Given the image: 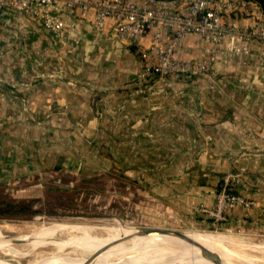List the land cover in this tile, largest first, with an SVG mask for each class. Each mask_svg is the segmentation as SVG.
Masks as SVG:
<instances>
[{
	"label": "crops",
	"instance_id": "obj_1",
	"mask_svg": "<svg viewBox=\"0 0 264 264\" xmlns=\"http://www.w3.org/2000/svg\"><path fill=\"white\" fill-rule=\"evenodd\" d=\"M59 11L76 24L63 38L29 14L0 13V187L47 171H113L161 222L264 238V44L239 54L223 41L208 72L146 77L113 20L100 31L92 12ZM207 49L190 34L176 57L206 58ZM240 169L236 190L253 207L220 223L198 213Z\"/></svg>",
	"mask_w": 264,
	"mask_h": 264
},
{
	"label": "rangeland",
	"instance_id": "obj_2",
	"mask_svg": "<svg viewBox=\"0 0 264 264\" xmlns=\"http://www.w3.org/2000/svg\"><path fill=\"white\" fill-rule=\"evenodd\" d=\"M78 177L65 170L47 171L32 179L9 185L12 190L5 191V186L0 187V209L8 210L0 214V231L4 236L39 237L57 225L66 227L56 234L53 243L42 245L41 242L40 247L29 253L6 255L0 249V259L11 264H73L76 259L89 262L88 258L96 255L90 264H125L128 260H132L131 264H192L181 261L187 251L180 249V245L155 242L152 238H142L138 234L131 237L126 235L128 238L125 237L114 246L94 244L87 247L81 241V237L87 233L94 237L89 240L112 243L116 237L106 241L100 238L111 236L120 229L122 235L124 228L127 234L132 227L149 226L212 234L223 240L225 246L235 253L233 263L264 264V238L252 240L239 230H198L166 223L164 219L161 222L149 210L145 200L134 192L133 184L120 178L118 173L111 171ZM49 236L51 233L43 241ZM25 245L8 247L23 250ZM0 246L3 245L0 243ZM103 248L112 249V253L108 255ZM136 259L140 262H134ZM0 264L6 263L0 261Z\"/></svg>",
	"mask_w": 264,
	"mask_h": 264
},
{
	"label": "built area",
	"instance_id": "obj_3",
	"mask_svg": "<svg viewBox=\"0 0 264 264\" xmlns=\"http://www.w3.org/2000/svg\"><path fill=\"white\" fill-rule=\"evenodd\" d=\"M59 8L83 16L92 12L93 25L100 31L113 20L115 38L135 47L146 77L208 72L223 41L239 54H249L255 43L264 44V10L251 0H0L1 14L8 10L29 14L44 29L63 38L68 25L74 29L76 24H68ZM233 14L251 17L254 24H239ZM190 34L200 36L209 56L176 57L181 40ZM147 36L150 44L143 43ZM244 174V169L227 173L215 207L200 206L196 211L220 223L237 207L252 208L254 201L236 190Z\"/></svg>",
	"mask_w": 264,
	"mask_h": 264
},
{
	"label": "bare ground",
	"instance_id": "obj_4",
	"mask_svg": "<svg viewBox=\"0 0 264 264\" xmlns=\"http://www.w3.org/2000/svg\"><path fill=\"white\" fill-rule=\"evenodd\" d=\"M65 228L66 227L62 226V225H57L55 228H52L51 231L49 230V232L46 234V235H48L49 233H51V236H49V239H46L45 241H43L45 236H46L44 234L40 235L39 237L38 236L33 237V235H32V236H28V237H24V238H11V237L4 236L3 233L0 231V243L3 245V246H0V249L4 250L6 255H13L14 253L21 254V253H24V252H28L30 250H33L34 248L36 249L37 247H40L41 245L39 246V243H41V242H43L42 245L53 243L55 241L54 238L56 237V234L59 231L65 229ZM130 230L131 231L127 232V234H126L125 233V228H124L123 231H122V235H121V229H120V230H117L115 232V234H113L111 236L108 235V237L100 238L103 241H106V240H110V239H115V237H116V239L113 240L112 243H108V242L99 243V242H96L94 240H89L91 238L94 239V237H91L87 233L85 234V236L81 237V239H82L81 241H83L84 242L83 244H85L87 247L88 246H92L94 244L97 245V246H105V245L114 246V245L119 244L121 241H123L125 239V237H127V236H130V237L131 236H136L138 234L142 238H147V239L148 238H152L155 242L162 241V242L176 243L177 245H180L181 246L180 249H185L187 251L186 257L182 258L181 261H189L192 264H215L214 262L204 258L202 253H201L200 248L195 246V244L193 242L189 241V240L181 239L179 237H176V236H173V235H170V234H166V233H161V232H158V231L150 232V233H139L137 227H132V229H130ZM186 233L192 239H194L195 241L201 243L203 246H205L210 251L216 253L218 258H219V260H220V262L222 264H235V263L232 262L233 259H234L233 256H235V253L232 252L230 249H228L225 246L223 240L218 239L217 237H215L212 234H200V233H195V232H186ZM15 239L23 240L24 241L23 243L27 244V245H25L26 248L23 249V250H18L16 248L8 247V246H12V245H17V244H12L11 243V240H15ZM23 243H21V244H23ZM71 243L73 244V242H71ZM103 249H105V251H106V253H108V255L110 253H112V251H111L112 249H106V248H103ZM0 261L4 262L6 264H11V263H7V261L4 260V259H0ZM137 261L140 262L139 259H136V261H134V262H137ZM130 262H132V260H128L127 262H125V264H131ZM73 264H90V263L88 261H86L85 259H76L75 263H73ZM183 264H186V263H183Z\"/></svg>",
	"mask_w": 264,
	"mask_h": 264
},
{
	"label": "water",
	"instance_id": "obj_5",
	"mask_svg": "<svg viewBox=\"0 0 264 264\" xmlns=\"http://www.w3.org/2000/svg\"><path fill=\"white\" fill-rule=\"evenodd\" d=\"M137 228H138L139 233H150V232L158 231L161 233H166V234H170V235L179 237L181 239L189 240V241L193 242L195 244V246L200 248L201 253H202L204 258L214 262L215 264H222L216 253L210 251L205 246H203L201 243L192 239L189 235H187V233L185 231L176 230V229H168V228L149 227V226H143V227H137ZM23 242H24L23 240H18V239L11 240L12 244H21ZM95 256L96 255L89 257L88 258L89 262L93 261L95 259Z\"/></svg>",
	"mask_w": 264,
	"mask_h": 264
},
{
	"label": "trees",
	"instance_id": "obj_6",
	"mask_svg": "<svg viewBox=\"0 0 264 264\" xmlns=\"http://www.w3.org/2000/svg\"><path fill=\"white\" fill-rule=\"evenodd\" d=\"M251 1L257 2L261 6V8L264 10V0H251ZM6 211L8 210L0 209V214Z\"/></svg>",
	"mask_w": 264,
	"mask_h": 264
}]
</instances>
